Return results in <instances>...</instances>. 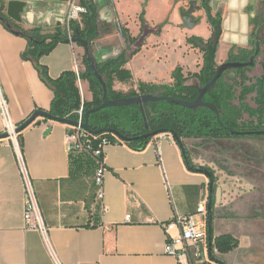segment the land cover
<instances>
[{
	"label": "crops",
	"instance_id": "crops-1",
	"mask_svg": "<svg viewBox=\"0 0 264 264\" xmlns=\"http://www.w3.org/2000/svg\"><path fill=\"white\" fill-rule=\"evenodd\" d=\"M155 1L94 0L99 5L100 26L115 24L121 38L115 51L102 55L101 60L127 49L120 28L130 29L128 22L124 25L121 21L128 8L138 10L134 20L139 23L138 32L133 37L142 33V14L148 26L145 44L125 67L131 71L133 80L115 81L119 85L172 84L173 72L186 64L183 56L189 47H194L188 39L198 37L208 42L214 36L205 0H160L164 5L168 1L170 5L178 2L163 19L168 24L166 28L148 21L152 13L148 6L142 9L141 3L151 5ZM70 4L71 0H0V14L5 17L0 20V85L17 125L37 110L50 111L54 93L42 80L35 63L24 59L28 40L14 29H37L42 35L55 34L59 29L66 33L65 18ZM209 6L212 16L222 23L216 52L218 66L228 61L231 52L257 50L258 44L264 50L259 43L264 42V0H210ZM199 24L201 32L197 30ZM157 27L161 32L151 34ZM171 30L180 31L182 39L176 47L164 44L173 48V55L182 53L181 57L158 61L160 56H156L140 63L147 40L152 42L154 36L162 37ZM98 46L94 44L95 55L100 52ZM84 56L83 47L63 42L42 56L39 64L47 68L50 78L57 80L65 72L83 73ZM203 63L204 53L195 73L200 72ZM257 63L262 66L264 55ZM82 83V100L91 102L90 85L87 81ZM4 131L0 112V135ZM72 131L71 125L38 118L20 133L24 160L42 216L50 228L56 259L40 233L24 230V188L17 156L9 139L0 141V264H264V204L233 202L232 195L238 192L235 194L232 189H223L218 196L216 192L212 243L214 246L216 238L231 235L238 240V247L220 253L215 246L209 252L200 246L199 260L194 257L195 247L182 260L166 254V224L178 216L194 215L200 226L205 222L208 232L209 221L197 210L203 200H209L211 181L207 175L187 167L175 139L158 135L143 151L117 142L106 147L102 157H97L91 152L68 151L65 138ZM101 165L106 168L103 200L97 197L99 189L95 182ZM227 195L228 201L224 200ZM170 234L176 237L179 233L175 230Z\"/></svg>",
	"mask_w": 264,
	"mask_h": 264
},
{
	"label": "trees",
	"instance_id": "trees-1",
	"mask_svg": "<svg viewBox=\"0 0 264 264\" xmlns=\"http://www.w3.org/2000/svg\"><path fill=\"white\" fill-rule=\"evenodd\" d=\"M209 2L210 0H205L204 7L208 14V21L214 27L215 35L218 32L217 25L220 19L212 16ZM81 4L87 8L88 13L82 18L83 26L79 22L72 23L73 34L71 39L80 38L89 43L90 55L94 58L98 72L107 84L108 100L155 95L192 102L198 98L200 88L205 87L215 76L218 69L216 63L217 49H215L212 39L206 42L202 38L192 37L188 39V43L200 48L204 53V63L200 72L184 74L183 69L178 67L173 72L172 84L158 85L141 82L138 85V90L127 94L115 90V81L128 83L133 80L131 71L125 67L145 44L148 26L144 15L142 14L140 18L142 24L140 36L132 37L127 28H120L127 43L126 50L107 60H98L93 53V43L100 35L99 5L94 0H81ZM0 16L5 20L3 15L0 14ZM14 32L28 40V48L23 57L35 63L42 80L54 93L50 108V113L54 117L77 120V111L84 103L85 119L89 110L102 105L104 89L100 80L93 73L86 54L84 56L86 70L81 73V78L89 82L90 91L93 94L91 102L82 100L75 72H65L59 79L54 80L48 75L47 68L39 64L42 56L48 55L59 43L69 39L66 33L59 29L55 34L42 35L41 31L37 29L25 31L19 30V28H15ZM160 32L161 28L157 27L155 31L150 33L159 34ZM259 43L264 46L263 41L259 40ZM78 45L83 47L82 43H78ZM255 52L256 49L242 51L239 54L231 52L227 62H249ZM262 55H264V50L260 49L256 62ZM262 68L264 70V63ZM247 69H251V67L225 71L216 87L206 95L204 100L214 104L218 109V114L208 107L190 109L169 101H158L144 106V112L141 111L140 105L122 106L106 108L91 114L89 117L92 133L100 131L98 135L88 133V136L94 140L95 146H98V139L107 138L113 144L125 143L135 151H143L156 137L154 134L166 133L173 136L184 151L187 167L193 172L207 175L211 181L210 184L213 186L212 218L208 221V234L211 242L214 241L212 221L216 196V174L211 168L197 167L194 164L186 148L185 140L195 139L213 142L241 137H264V74L251 82L246 77ZM192 80L193 82H191ZM253 94L256 95L254 98L255 108L248 103L249 96ZM245 115L249 116V121H245ZM238 244V240L231 235L218 237L214 242V246L220 253L233 251L238 247ZM214 246L212 245V248Z\"/></svg>",
	"mask_w": 264,
	"mask_h": 264
},
{
	"label": "rangeland",
	"instance_id": "rangeland-1",
	"mask_svg": "<svg viewBox=\"0 0 264 264\" xmlns=\"http://www.w3.org/2000/svg\"><path fill=\"white\" fill-rule=\"evenodd\" d=\"M180 1L182 0H179L178 2ZM168 2H165V5L163 4L164 2L160 0H156L155 2L151 3V5H148L147 3H141L142 9H145L148 6L152 10L151 15L147 17V19L149 18L148 21L150 23L161 25L162 28H166L168 26V24L165 23V20L163 19H165V17L170 12L171 6L174 7L175 4L178 3L174 1L171 2L170 5ZM104 3L102 5H104ZM137 11L138 10L128 8L124 18L121 19L124 25L128 22L127 27L130 28L129 30L132 37L133 35H137L138 32L139 23L136 24L134 21L137 18ZM171 11L173 12V10ZM169 19L170 17L166 20ZM201 26L202 24H199V29L197 28V30L200 32L203 30ZM101 32L102 33H100L99 37L94 43L95 45L98 44V47L100 48L99 54L96 55L98 60H101L102 55L106 56L108 55V52L110 53L115 51L114 47L121 43L120 33L115 24H103L101 27ZM154 37L155 38L152 39V42L150 39L147 40V46L143 50L145 56L140 57V63L141 61L145 60V58L150 60L156 56H160L158 61H175L181 57L182 53L178 52L177 55H173V48L169 49L167 44H164L167 42L170 44V47L172 45L175 47L178 46L182 39L180 31L171 30L169 33L164 32L162 37ZM156 38H158L159 43L157 42ZM174 39L177 41H174ZM155 44L158 46L154 47ZM179 48L183 47L181 46ZM198 49L199 48L196 49L194 47H189L188 52L184 54L183 58L185 59L186 63L182 67L184 74H188L189 72L195 73L198 71L196 68H200V65L197 67L196 65L199 63V57L201 54H203V52L199 51ZM170 52L171 55H169ZM182 52L184 53V50ZM263 74L264 70L261 64L256 62L255 66L251 67V69H247L246 77L250 79L251 82H254L256 77H261ZM191 82H193V80ZM137 85L138 84L136 83H131L129 85L123 84V87L122 85H119L117 82H115L114 89L127 94L131 91L138 90ZM77 86L79 88L78 83ZM255 97L256 95L253 94L250 95L248 99V103L254 108L256 107L254 102ZM249 120V116L245 115V121ZM185 145L188 152L190 153L192 161L197 167H208L215 172L217 178L215 185L217 196L218 193L222 192L223 189L226 191L232 189L235 194L238 192V195H232L233 202L237 201L240 205L250 203L264 204V137H241L228 140H217L213 142L188 139L185 140ZM228 197V195L224 196V200L228 201ZM203 225L204 223L201 224L200 227H203Z\"/></svg>",
	"mask_w": 264,
	"mask_h": 264
},
{
	"label": "built area",
	"instance_id": "built-area-1",
	"mask_svg": "<svg viewBox=\"0 0 264 264\" xmlns=\"http://www.w3.org/2000/svg\"><path fill=\"white\" fill-rule=\"evenodd\" d=\"M79 2L80 0H71L70 8L65 18V32L70 39L72 38L73 34L71 30L72 23H80L83 16L88 13L87 8L82 6ZM76 75L80 92L83 93L81 72L77 71ZM0 112L5 122L4 134H8L9 137L7 139L12 142L22 176V184L24 188V230L28 232L31 231L40 233L52 257L56 259L50 241V228L47 226L42 216L36 190L24 160L22 144L20 141V133L17 132L19 125L13 121L10 106L1 85ZM77 114V121L80 124L84 123V103H82L80 109L77 111ZM159 136H169L171 140L174 139L171 134L165 133ZM98 140V146H95L94 140L88 136V132L85 131L81 126L73 127V131L67 134L65 138L67 149L70 153L86 151L91 152L97 157H102L105 148L113 143L107 138H100ZM105 176L106 168L101 165L95 177V182L99 189L97 197L100 200H103L105 196ZM208 202V199L203 200L197 210V214L203 215L206 222L209 220L207 211ZM127 219L129 220V218ZM205 226L206 224H204L203 227H200V224L197 222L194 215L178 216L166 224V232L168 233V241L165 247L166 254L174 256L178 258V260H182L183 258L189 256L190 248L195 247V259L199 260L202 258V251L198 249L200 246H202L203 250L207 252L213 249V243L210 241L209 234ZM175 230L179 233L176 237L170 234V232Z\"/></svg>",
	"mask_w": 264,
	"mask_h": 264
},
{
	"label": "water",
	"instance_id": "water-1",
	"mask_svg": "<svg viewBox=\"0 0 264 264\" xmlns=\"http://www.w3.org/2000/svg\"><path fill=\"white\" fill-rule=\"evenodd\" d=\"M0 20H4V19L0 18ZM217 30H218V32L212 38L215 49H217V47H218V44L220 41V34L222 33V23L221 22H219V24L217 25ZM66 42L67 43H75V44L82 43L83 48L85 50V54L87 55V58H88V62L92 68V71L96 75V77L100 80V82L102 83L103 89H104V96H103L102 105L97 107V108H93V109L89 110L86 113L85 121L82 124H80L77 120L54 117L50 113V111L37 110L32 114V116L28 120H26L23 124L19 125L18 130H17L18 133L23 132L26 128H28L30 125L35 123V121L38 118H44V119H48V120H51L54 122L68 124V125H71L73 127L81 126L88 133H92V131L90 129V125H89V117L93 113H96L100 110H103L106 108H111V107L134 106V105H140L141 111L144 112V106L148 105L151 102H158V101H169V102L176 103V104H179L183 107L190 108V109H197L200 107H208L218 114L217 107L214 104L208 103L204 100L206 95L212 89H214L216 87L218 81L221 79V77L223 76L225 71H227L229 69L247 68V67L255 66L257 55L260 52V46L258 44L257 50H256L255 54L251 57L249 62H245V63L226 62V63L218 66V69L216 71L215 76L206 84L205 87L200 88L198 98L192 102L177 100V99H174L172 97L155 96V95H141V96H137V97L123 98V99H119V100H108L107 99L108 98L107 84L104 81L103 77L99 74L94 58L90 55L89 43L85 40L80 39V38H77V39L76 38L75 39L69 38ZM112 57H115V56H112ZM92 134L98 135V134H100V131L93 132ZM162 134H165V133L154 134V136L162 135ZM8 137H9L8 134H2V135H0V140L7 139ZM212 197H213V186L211 185L210 186V192H209L208 208H207L209 220H211V218H212Z\"/></svg>",
	"mask_w": 264,
	"mask_h": 264
},
{
	"label": "flooded vegetation",
	"instance_id": "flooded-vegetation-1",
	"mask_svg": "<svg viewBox=\"0 0 264 264\" xmlns=\"http://www.w3.org/2000/svg\"><path fill=\"white\" fill-rule=\"evenodd\" d=\"M100 31H101V27H100ZM95 42V41H94ZM93 53H94V43H93ZM95 55V54H94ZM95 57L97 58V56L95 55Z\"/></svg>",
	"mask_w": 264,
	"mask_h": 264
}]
</instances>
